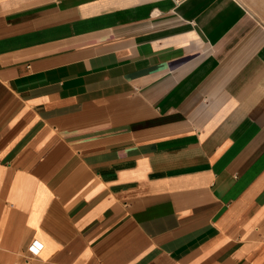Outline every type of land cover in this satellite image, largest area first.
<instances>
[{
  "label": "crops",
  "instance_id": "obj_1",
  "mask_svg": "<svg viewBox=\"0 0 264 264\" xmlns=\"http://www.w3.org/2000/svg\"><path fill=\"white\" fill-rule=\"evenodd\" d=\"M0 264H264V25L0 0Z\"/></svg>",
  "mask_w": 264,
  "mask_h": 264
},
{
  "label": "rangeland",
  "instance_id": "obj_2",
  "mask_svg": "<svg viewBox=\"0 0 264 264\" xmlns=\"http://www.w3.org/2000/svg\"><path fill=\"white\" fill-rule=\"evenodd\" d=\"M242 8L255 19L264 25V0H236Z\"/></svg>",
  "mask_w": 264,
  "mask_h": 264
},
{
  "label": "built area",
  "instance_id": "obj_3",
  "mask_svg": "<svg viewBox=\"0 0 264 264\" xmlns=\"http://www.w3.org/2000/svg\"><path fill=\"white\" fill-rule=\"evenodd\" d=\"M42 249H43V244H41L38 241H34L33 244L29 247V251L35 256L39 255Z\"/></svg>",
  "mask_w": 264,
  "mask_h": 264
}]
</instances>
